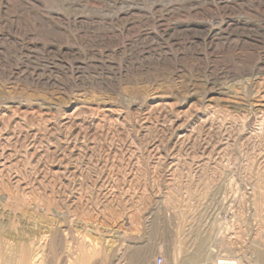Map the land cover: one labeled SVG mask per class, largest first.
Returning <instances> with one entry per match:
<instances>
[{
	"label": "rangeland",
	"instance_id": "1",
	"mask_svg": "<svg viewBox=\"0 0 264 264\" xmlns=\"http://www.w3.org/2000/svg\"><path fill=\"white\" fill-rule=\"evenodd\" d=\"M264 264V0H0V264Z\"/></svg>",
	"mask_w": 264,
	"mask_h": 264
},
{
	"label": "built area",
	"instance_id": "2",
	"mask_svg": "<svg viewBox=\"0 0 264 264\" xmlns=\"http://www.w3.org/2000/svg\"><path fill=\"white\" fill-rule=\"evenodd\" d=\"M154 264H165V259L162 255L158 256L156 259H155V263Z\"/></svg>",
	"mask_w": 264,
	"mask_h": 264
},
{
	"label": "bare ground",
	"instance_id": "3",
	"mask_svg": "<svg viewBox=\"0 0 264 264\" xmlns=\"http://www.w3.org/2000/svg\"><path fill=\"white\" fill-rule=\"evenodd\" d=\"M220 263H223V264H233L232 261H229V260H221Z\"/></svg>",
	"mask_w": 264,
	"mask_h": 264
}]
</instances>
